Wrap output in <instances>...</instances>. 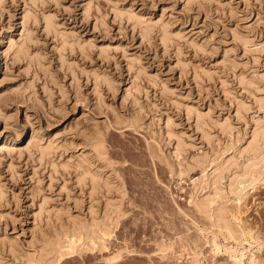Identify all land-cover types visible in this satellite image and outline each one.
Segmentation results:
<instances>
[{
  "label": "rangeland",
  "instance_id": "1",
  "mask_svg": "<svg viewBox=\"0 0 264 264\" xmlns=\"http://www.w3.org/2000/svg\"><path fill=\"white\" fill-rule=\"evenodd\" d=\"M262 127L264 0H0V264L91 218L108 250L62 264H264Z\"/></svg>",
  "mask_w": 264,
  "mask_h": 264
},
{
  "label": "bare ground",
  "instance_id": "2",
  "mask_svg": "<svg viewBox=\"0 0 264 264\" xmlns=\"http://www.w3.org/2000/svg\"><path fill=\"white\" fill-rule=\"evenodd\" d=\"M22 52V51H21ZM262 128H264V127H262ZM260 129V130H256V133L254 134V139H253V141H252V143H251V147L249 148V150H250V152L252 151L253 152V154L255 153V152H258L259 150H260V147H261V145H264V129ZM102 144V143H101ZM101 144H98V146L99 145H101ZM102 147V146H101ZM100 147V148H101ZM103 148V147H102ZM96 149H99V147L98 148H96ZM104 149V148H103ZM248 149V148H247ZM101 150V149H100ZM258 150V151H257ZM103 151V150H102ZM251 152V153H252ZM256 153L254 154V157H256ZM253 158V157H252ZM251 159V158H250ZM259 160V159H258ZM197 162V161H196ZM199 163V162H198ZM255 163V162H254ZM200 164V163H199ZM198 165V164H197ZM201 165V164H200ZM249 165V164H248ZM207 167V166H206ZM230 167V166H229ZM257 167V166H256ZM250 168V167H249ZM255 168V167H254ZM231 169V168H230ZM256 170V169H255ZM260 170V169H259ZM244 171V170H243ZM248 170L246 169V171L245 172H243L244 173V175H243V173H242V175L244 176V177H242V178H244L245 179V175L247 176V175H249L250 174V171H249V174H247L248 172H247ZM247 172V173H246ZM181 174H182V172H180ZM246 173V174H245ZM252 174V173H251ZM255 174V173H254ZM99 175V174H98ZM237 175V174H236ZM251 176V175H250ZM248 178V177H247ZM246 178V179H247ZM102 179V178H101ZM229 179V178H228ZM234 179H236V178H234ZM245 179V180H246ZM237 180V179H236ZM248 180V179H247ZM246 180V181H247ZM256 180V179H255ZM101 180L99 179V176H97L96 175V173L94 172V174H93V172L91 173V172H89L88 170H83L82 172L80 171V173H79V176H78V185H81L82 187H88V186H91V189L94 191V194H96L97 193V189H99L100 187H101V182H100ZM219 181V180H218ZM239 181H241V180H239ZM242 181H243V179H242ZM249 181V180H248ZM106 182V181H105ZM235 182V181H234ZM253 182V181H252ZM90 185H89V184ZM213 183V182H212ZM244 183V182H243ZM246 183V182H245ZM204 184V183H203ZM215 184V183H214ZM217 184V183H216ZM88 185V186H87ZM212 185V184H211ZM237 185V184H236ZM106 186H108V185H106ZM213 186V185H212ZM197 187H198V185H197ZM196 187V188H197ZM108 188V187H107ZM195 188V187H194ZM217 188V187H216ZM104 189V188H103ZM111 189V188H110ZM221 189V188H220ZM195 190V189H194ZM215 190V189H214ZM93 191L92 192H89L90 194H92L93 193ZM215 191H217V189L215 190ZM233 191V190H232ZM241 191V190H240ZM96 192V193H95ZM102 192V191H101ZM194 193V192H193ZM197 193H198V191H197ZM215 193H217V192H215ZM93 194V195H94ZM217 194H219V193H217ZM92 195V196H93ZM97 195V194H96ZM194 195H196V194H194ZM212 198V197H211ZM220 198H222V197H220ZM223 199V198H222ZM210 200V199H209ZM207 201V200H206ZM213 202V201H212ZM214 202H216V201H214ZM218 202V201H217ZM199 203H201V202H199ZM199 203H197L198 204V206L200 205V206H202V204H199ZM204 203H206L203 207H201V209L202 210H204V211H202V213L204 212V214L206 215V216H208V217H210L211 219H216V222H215V220H214V222H215V226H216V228L218 229V230H222L221 232H222V234H224V235H227V236H230V237H232L233 239L232 240H235V238L234 237H236L235 236V234L237 233L235 230H238L239 228H238V226L236 227V228H238V229H235L234 228V226L235 225H233V223H234V221L239 217H236V215H234L233 217H235V219H234V221H233V223H231L232 221H230L231 219L228 217V212L229 211H226L227 209H225L224 207H222L221 205V207H217L216 209H214L215 207H213V209H212V204H207V202H204ZM193 204L195 205L196 204V201L195 200H193ZM219 204H221V201H220V203ZM215 205V204H214ZM213 205V206H214ZM223 205V204H222ZM196 206V205H195ZM199 206V207H200ZM216 206V205H215ZM224 206H225V204H224ZM198 208V207H197ZM196 208V209H197ZM199 209V208H198ZM200 209V210H201ZM93 213V212H92ZM201 213V212H200ZM112 215V214H111ZM230 215H231V213H230ZM105 216V215H104ZM59 217H61V216H59ZM207 217V218H208ZM232 217V218H233ZM62 218V217H61ZM70 218V217H69ZM108 218V217H107ZM118 219V218H117ZM239 219V218H238ZM58 220H60L59 218H58ZM57 220V221H58ZM90 220H91V222H90ZM89 220V222H90V224L88 223V221H86L87 222V224H89V226L87 225V224H85L84 225V221H76V222H78V224H76L75 226L73 225L75 222H74V219H73V221H68V222H72L71 223V226H72V228H71V226L69 227V228H71V230L69 229V228H66V229H69L68 230V232H66L67 230H65V231H63L64 230V228L61 226V225H63V224H61L60 226L63 228V230H62V228H61V230L60 231H63V233L62 232H60V235H58L57 233H59V232H57L56 234H57V236L55 235V239H57V240H53V242H51L50 241V244H48L49 242H47V244L48 245H50V246H48V247H50L49 248V252L50 253H44V254H46L45 256H42V254L43 253H37V254H40V257H39V255H38V257H37V255H35L34 253H26L25 254V256L26 257H24L25 259H27V260H25V264H62V262L65 260V259H68V258H71V257H75L77 254L81 257L82 256V254L84 255V253L83 252H86L85 254H87V251H89V252H91V251H98V252H101V251H103L104 249H106V251L108 250L107 249V247H108V245H107V241L112 237V234H113V232L111 231L112 230V227H111V229H110V226H111V224H114V223H110V222H108L109 224L107 225L106 223H102V222H100V223H102V224H100V223H98L97 221H96V219H94V218H91ZM119 220V219H118ZM208 221L210 220V219H207ZM104 221V220H103ZM109 221H111V220H109ZM211 221V220H210ZM209 221V222H210ZM60 222V221H59ZM74 222V223H73ZM81 222V223H80ZM112 222V221H111ZM116 223H117V220L115 221ZM213 221H211V223H212ZM214 222L212 223V224H214ZM238 222V221H237ZM115 223V224H116ZM210 223V224H211ZM69 224V223H68ZM79 224H82V225H79ZM208 224V223H207ZM235 224V223H234ZM70 225V224H69ZM205 225V224H204ZM209 225V224H208ZM208 225H206L205 227H207ZM210 226V225H209ZM214 225H213V227H215ZM114 227V226H113ZM211 227H212V225H211ZM210 227V228H211ZM204 228V227H203ZM210 228H209V230H210ZM212 230H214V228H211ZM235 229V230H234ZM204 230H206V229H204ZM208 230V231H209ZM215 231V230H214ZM239 231V230H238ZM65 232V233H64ZM203 232V229H202V231H200V233H202ZM206 232V231H205ZM210 232H213V231H211L210 230ZM218 233H219V231H217ZM241 232H243V231H239V234L241 233ZM213 233H215V232H213ZM249 234L251 233V232H248ZM208 234V233H207ZM216 234V233H215ZM214 234V235H215ZM252 234H254V233H251L250 235H249V238H251V239H254V241L256 240V241H258L259 240V238H258V240H257V236L256 237H254ZM213 235V236H214ZM236 235H238V234H236ZM240 235H244V234H240ZM239 235V236H240ZM59 236V237H58ZM205 236V235H204ZM206 237V236H205ZM208 237V236H207ZM215 237V236H214ZM217 237H220V236H216V238ZM215 238V239H216ZM223 238H227L226 236L225 237H223ZM240 238L242 239V237L240 236ZM208 239V238H207ZM214 238H212V240H213ZM215 239H214V241H213V246L215 247V254H217V253H219L220 252V244H219V246L217 245V243H216V241H215ZM228 239H231V238H228ZM184 240V239H183ZM195 240V239H194ZM211 240V241H212ZM243 240V239H242ZM195 241H197V240H195ZM194 241V242H195ZM206 241V240H205ZM208 241V240H207ZM210 241V240H209ZM237 241V240H236ZM253 241V242H254ZM192 242V241H191ZM191 242H190V244H191ZM193 242V244L192 245H194L195 243L197 244V242H195L194 243ZM238 242V241H237ZM242 242V241H241ZM47 244L45 245V246H47ZM211 244V243H210ZM164 245V244H163ZM166 245V244H165ZM164 245V246H165ZM183 245V244H182ZM212 245V244H211ZM210 245V246H211ZM107 246V247H106ZM159 246H161L160 244H159ZM164 246H162V250H159V252H161V254L164 256V254H165V252H166V247H164ZM184 246H186V245H184ZM184 246H182V247H184ZM197 246V245H196ZM200 246V245H199ZM164 247V248H163ZM168 247H170V246H167V250H170L171 248H172V246H171V248L169 249ZM188 247V246H187ZM158 249H161L160 247L158 248ZM212 249V248H211ZM126 251V250H125ZM232 251V250H231ZM128 252V251H127ZM163 252H164V254H163ZM170 251H168V253H169ZM95 253H97V252H95ZM118 253V252H117ZM128 253H133V252H128ZM236 253L234 252L233 253V255H235ZM77 255V256H78ZM122 255V254H121ZM120 255V252L117 254V255H113L112 257H108V258H105L103 261L105 262V263H107V264H113V263H117L120 259H121V256ZM166 255V254H165ZM199 254L197 253V255L196 256H198ZM195 256V257H196ZM255 256V255H254ZM244 257H245V254H238L237 256H235L234 257V260H235V262L237 263V264H242V263H244ZM163 258V257H162ZM165 258V257H164ZM163 258V259H164ZM166 258H167V256H166ZM253 258V257H252ZM195 259V258H194ZM194 259H193V261H194ZM194 262H196V260L194 261ZM235 263V264H236ZM259 263H262V262H259ZM252 264H258V261L256 260V258H253L252 259Z\"/></svg>",
  "mask_w": 264,
  "mask_h": 264
}]
</instances>
